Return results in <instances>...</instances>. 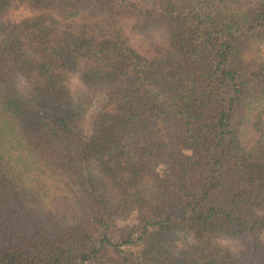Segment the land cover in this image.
<instances>
[{
    "label": "trees",
    "instance_id": "16d2710c",
    "mask_svg": "<svg viewBox=\"0 0 264 264\" xmlns=\"http://www.w3.org/2000/svg\"><path fill=\"white\" fill-rule=\"evenodd\" d=\"M0 264H264V0H0Z\"/></svg>",
    "mask_w": 264,
    "mask_h": 264
},
{
    "label": "rangeland",
    "instance_id": "374dc122",
    "mask_svg": "<svg viewBox=\"0 0 264 264\" xmlns=\"http://www.w3.org/2000/svg\"><path fill=\"white\" fill-rule=\"evenodd\" d=\"M28 13L27 8L22 5L20 2H16L14 4V6L11 8V10H9L6 14L5 17L6 18H13V19H17L20 18L21 16H24ZM133 42L138 46L139 48H141V40L138 37H134L133 38Z\"/></svg>",
    "mask_w": 264,
    "mask_h": 264
}]
</instances>
